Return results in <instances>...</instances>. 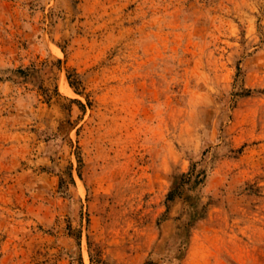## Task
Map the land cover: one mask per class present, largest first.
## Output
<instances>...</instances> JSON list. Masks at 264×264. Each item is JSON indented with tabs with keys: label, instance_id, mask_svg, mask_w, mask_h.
Returning a JSON list of instances; mask_svg holds the SVG:
<instances>
[{
	"label": "rangeland",
	"instance_id": "1",
	"mask_svg": "<svg viewBox=\"0 0 264 264\" xmlns=\"http://www.w3.org/2000/svg\"><path fill=\"white\" fill-rule=\"evenodd\" d=\"M0 264H264V0H0Z\"/></svg>",
	"mask_w": 264,
	"mask_h": 264
}]
</instances>
